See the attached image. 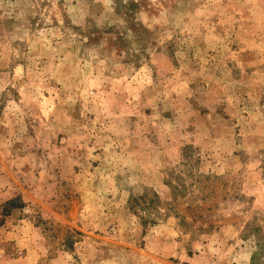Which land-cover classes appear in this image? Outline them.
I'll use <instances>...</instances> for the list:
<instances>
[{"label": "rangeland", "instance_id": "rangeland-1", "mask_svg": "<svg viewBox=\"0 0 264 264\" xmlns=\"http://www.w3.org/2000/svg\"><path fill=\"white\" fill-rule=\"evenodd\" d=\"M0 264H264V0H0Z\"/></svg>", "mask_w": 264, "mask_h": 264}]
</instances>
